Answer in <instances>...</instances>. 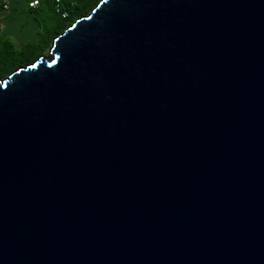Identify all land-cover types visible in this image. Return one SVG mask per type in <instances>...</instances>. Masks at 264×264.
<instances>
[{
  "label": "water",
  "instance_id": "95a60500",
  "mask_svg": "<svg viewBox=\"0 0 264 264\" xmlns=\"http://www.w3.org/2000/svg\"><path fill=\"white\" fill-rule=\"evenodd\" d=\"M0 264H264V0H96L0 77Z\"/></svg>",
  "mask_w": 264,
  "mask_h": 264
},
{
  "label": "trees",
  "instance_id": "16d2710c",
  "mask_svg": "<svg viewBox=\"0 0 264 264\" xmlns=\"http://www.w3.org/2000/svg\"><path fill=\"white\" fill-rule=\"evenodd\" d=\"M95 1L43 0L41 5H36L37 0L33 5L30 4L31 1H28L27 13L31 16V23L30 27L22 25L19 31L15 32V35H19L27 31L24 39L18 41L19 46L15 45L16 39L8 36L14 33L13 29L9 27H6V30L0 29V77L15 66L24 64L41 54L56 33L60 32L75 17L86 13ZM0 8L7 9L3 8L1 3ZM20 10L26 12L22 8ZM23 27L28 28L23 30Z\"/></svg>",
  "mask_w": 264,
  "mask_h": 264
},
{
  "label": "crops",
  "instance_id": "0c3cea01",
  "mask_svg": "<svg viewBox=\"0 0 264 264\" xmlns=\"http://www.w3.org/2000/svg\"><path fill=\"white\" fill-rule=\"evenodd\" d=\"M26 1L32 0H21L22 3L14 2V0L8 1L10 6L7 9L2 10H9V12L3 14L4 17L3 21H0V29L6 30V27H9L10 29H13L14 32H18L19 27H21L22 25H28V27H30L31 20L28 21V19H31V16L27 12L18 13V11L16 10V8L20 10L22 6L26 4ZM42 2L43 0H37L36 5H41ZM13 5H16V7H14Z\"/></svg>",
  "mask_w": 264,
  "mask_h": 264
},
{
  "label": "rangeland",
  "instance_id": "374dc122",
  "mask_svg": "<svg viewBox=\"0 0 264 264\" xmlns=\"http://www.w3.org/2000/svg\"><path fill=\"white\" fill-rule=\"evenodd\" d=\"M23 1V0H22ZM14 2H17V3H22L21 2V0H14ZM27 2L28 1H26V4H24L23 6H22V9H24L26 12H27ZM14 7H16V5H13ZM16 10L18 11V13H21V12H23L22 10H19L18 8H16ZM7 12H9V10L8 11H4V10H2L1 8H0V21L2 22L3 21V14L4 13H7ZM31 19H28V21H30ZM27 21V22H28ZM25 26H27V25H25ZM28 27H23V30H26ZM25 32H27V31H24L23 33H20L19 35H15V32L14 33H10L8 36L9 37H11V38H13V39H16V43H15V45L16 46H19V43H18V41H21L22 39H24V36H25ZM15 35V36H14ZM27 35H28V33H27ZM14 36V37H13ZM26 38V37H25ZM49 45H50V43H49ZM49 45L45 48V50L41 53V54H43V55H46L47 54V49H48V47H49Z\"/></svg>",
  "mask_w": 264,
  "mask_h": 264
},
{
  "label": "built area",
  "instance_id": "2783aa9c",
  "mask_svg": "<svg viewBox=\"0 0 264 264\" xmlns=\"http://www.w3.org/2000/svg\"><path fill=\"white\" fill-rule=\"evenodd\" d=\"M57 1V0H55ZM0 3L2 5L3 8H7L8 7V0H0ZM36 3V0H33L30 2L31 5L35 4Z\"/></svg>",
  "mask_w": 264,
  "mask_h": 264
}]
</instances>
